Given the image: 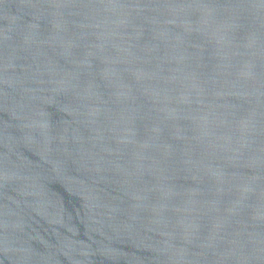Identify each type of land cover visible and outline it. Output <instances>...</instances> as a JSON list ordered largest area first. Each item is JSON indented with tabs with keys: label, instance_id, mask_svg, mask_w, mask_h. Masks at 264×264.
<instances>
[{
	"label": "water",
	"instance_id": "1",
	"mask_svg": "<svg viewBox=\"0 0 264 264\" xmlns=\"http://www.w3.org/2000/svg\"><path fill=\"white\" fill-rule=\"evenodd\" d=\"M0 264H264V0H0Z\"/></svg>",
	"mask_w": 264,
	"mask_h": 264
}]
</instances>
